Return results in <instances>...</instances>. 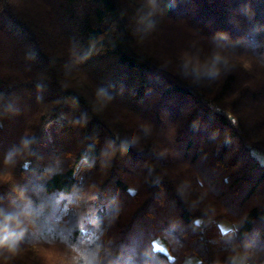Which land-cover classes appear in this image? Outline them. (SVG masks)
Returning <instances> with one entry per match:
<instances>
[{"label": "trees", "instance_id": "obj_1", "mask_svg": "<svg viewBox=\"0 0 264 264\" xmlns=\"http://www.w3.org/2000/svg\"><path fill=\"white\" fill-rule=\"evenodd\" d=\"M5 234L0 264H264V0H0Z\"/></svg>", "mask_w": 264, "mask_h": 264}, {"label": "clouds", "instance_id": "obj_2", "mask_svg": "<svg viewBox=\"0 0 264 264\" xmlns=\"http://www.w3.org/2000/svg\"><path fill=\"white\" fill-rule=\"evenodd\" d=\"M221 59H222V57L219 56L218 54L213 57V61L216 64H218L221 61ZM200 73H201V69L198 66H192L191 75H193L194 77H199V78L207 77V78H210V79H215L216 76L219 75V71L218 70L215 71V72L212 71V70H209L203 76H201ZM15 246H16V244H15V242H12L10 240L9 234H5V235L0 236V248L7 247L9 252H11L15 248ZM232 264H235V260H233Z\"/></svg>", "mask_w": 264, "mask_h": 264}, {"label": "rangeland", "instance_id": "obj_3", "mask_svg": "<svg viewBox=\"0 0 264 264\" xmlns=\"http://www.w3.org/2000/svg\"><path fill=\"white\" fill-rule=\"evenodd\" d=\"M232 225L227 223V222H223L220 226V229L222 232H227V231H230L232 229ZM154 247L157 249V250H160V251H165V247L164 245L160 242V241H155L154 242ZM197 261L193 258H188L186 259L182 264H196ZM235 264H242V260H241V257L237 258L235 260Z\"/></svg>", "mask_w": 264, "mask_h": 264}, {"label": "built area", "instance_id": "obj_4", "mask_svg": "<svg viewBox=\"0 0 264 264\" xmlns=\"http://www.w3.org/2000/svg\"><path fill=\"white\" fill-rule=\"evenodd\" d=\"M216 110H218V109L216 108ZM230 120L232 121V123L235 122V120L232 117L230 118Z\"/></svg>", "mask_w": 264, "mask_h": 264}]
</instances>
